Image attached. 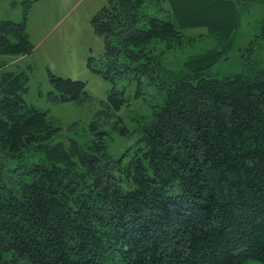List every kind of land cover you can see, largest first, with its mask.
I'll list each match as a JSON object with an SVG mask.
<instances>
[{
  "label": "trees",
  "instance_id": "16d2710c",
  "mask_svg": "<svg viewBox=\"0 0 264 264\" xmlns=\"http://www.w3.org/2000/svg\"><path fill=\"white\" fill-rule=\"evenodd\" d=\"M263 1L106 0L92 19L104 57L88 59L112 83L102 112L127 103L122 79L153 90L118 157L98 120L89 141L54 142L62 127L26 101L27 71L0 59V264H264V66L208 74L234 46L241 5ZM198 27L220 48L169 67ZM34 48L26 16L0 22V56ZM50 75L54 101L90 97L86 81ZM113 130L132 133L120 116ZM4 158L19 160L12 174Z\"/></svg>",
  "mask_w": 264,
  "mask_h": 264
},
{
  "label": "rangeland",
  "instance_id": "374dc122",
  "mask_svg": "<svg viewBox=\"0 0 264 264\" xmlns=\"http://www.w3.org/2000/svg\"><path fill=\"white\" fill-rule=\"evenodd\" d=\"M105 3L106 0H34L27 7L24 0H0V22L6 19L21 21L26 16L28 33L35 44L32 53L1 55L0 59L7 60L4 67L27 71L29 88L24 95L26 101L47 111L62 127L54 142H67L70 137L81 142L89 141L92 135L90 124L98 120L100 127L107 131L110 153L118 157L123 149L135 144L140 137V132L136 131L139 122L135 118L150 109L148 99L153 90L145 85L144 93L137 95V82L122 79L118 86L125 85L127 103L113 115L102 112L107 110L106 101L112 83L92 70L88 59L93 56L101 62L104 57L105 40L95 31L92 19ZM241 15L242 24L237 38L234 35V46L227 58L210 67L209 75L234 74L243 70L244 61L249 59V63L257 61L264 66V1L241 5ZM186 32L190 40L186 39L184 45L175 44L165 54L164 61L171 68H181L190 57L220 48L221 39L209 34L204 27ZM51 72L86 81L90 97L82 101H54ZM118 116L132 129L130 135H121L113 130ZM4 161L8 167L4 174H12L11 169L20 163L13 158H4Z\"/></svg>",
  "mask_w": 264,
  "mask_h": 264
}]
</instances>
